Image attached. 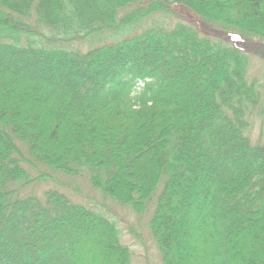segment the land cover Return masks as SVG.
<instances>
[{
	"label": "trees",
	"instance_id": "trees-1",
	"mask_svg": "<svg viewBox=\"0 0 264 264\" xmlns=\"http://www.w3.org/2000/svg\"><path fill=\"white\" fill-rule=\"evenodd\" d=\"M175 5L193 19L123 35ZM35 16L87 49L35 42ZM260 46L264 0H0V264H131L104 213L21 194L39 163L138 214L162 183L149 224L164 264H264V142L245 118Z\"/></svg>",
	"mask_w": 264,
	"mask_h": 264
},
{
	"label": "rangeland",
	"instance_id": "rangeland-1",
	"mask_svg": "<svg viewBox=\"0 0 264 264\" xmlns=\"http://www.w3.org/2000/svg\"><path fill=\"white\" fill-rule=\"evenodd\" d=\"M127 10L122 11L120 16H123ZM173 11V18L168 17L165 14L157 13L142 20L140 23L136 24L135 27H132V25L129 26L128 28L131 30L125 31L123 35L140 33L146 27L153 25L172 26L178 17L185 21L193 19L192 14L188 11V9L182 8L180 5H175L173 7ZM30 19L29 25L35 31L32 37L35 39V42H39L40 45L44 47H51L53 46L51 43H53L55 45L63 47L67 46L73 49H87L86 43L76 41L72 44L64 41L61 35H57V40L53 41L51 37L54 34L51 33L49 28H44L39 25L36 21V16ZM207 26L214 32H219L221 35L223 33L222 36L224 37L228 36V32L226 31H221L219 28H214L210 25ZM258 40L255 38V41ZM263 51L264 47L260 46L258 52L255 55L252 54L247 74L250 81L255 80L257 82V85H259L262 92V98L259 103L257 105L249 106L245 116L250 124L247 133L253 142H264V58L261 55ZM23 150L25 151V157L30 159L31 154H28L24 146ZM26 165L32 175L36 176L39 171L42 172V170H44L47 176L44 181L22 188L21 194L23 196L36 195L44 201L47 199V191H58L64 193L72 202L104 213L117 224L120 230L122 242L128 245L132 251L131 264H164L158 245L151 233L149 224L154 213L155 200L157 201V197L162 188V183H160L161 185H159L157 191L155 192L152 202L149 203L148 209L144 213L138 214L132 206L122 205L112 197L95 189L91 185L87 173L84 175H69L40 163L39 166L41 169L39 171H33V168L30 165L27 163ZM11 185L15 187V184ZM84 259L85 258L82 260ZM86 261H96L95 254L86 258Z\"/></svg>",
	"mask_w": 264,
	"mask_h": 264
}]
</instances>
